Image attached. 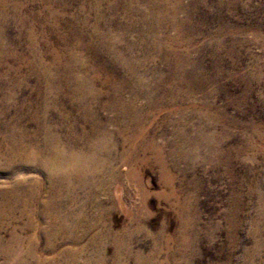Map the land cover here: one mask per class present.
<instances>
[{"label": "rangeland", "instance_id": "rangeland-1", "mask_svg": "<svg viewBox=\"0 0 264 264\" xmlns=\"http://www.w3.org/2000/svg\"><path fill=\"white\" fill-rule=\"evenodd\" d=\"M92 1L0 0V96L7 98L0 97V135L3 134L0 136V264H264V0L180 1L181 9L177 18L188 23L193 34L190 33L188 45V36L183 31L179 37L181 41L175 48L191 61H196L205 74V80L210 77L208 80L211 83L204 82L205 87L202 89L196 82L199 90L193 89L192 94L181 102L178 97L172 100L179 110L170 105L168 109H156L146 113L148 119L145 118L144 124L148 135L164 148L168 164L177 162L174 189L176 187L181 192L185 182L190 180L191 186L187 188V193L169 195V189L160 181L157 167H138L131 161H117L111 164L110 172L105 171L102 175L101 185H93L91 191L77 189L72 194L76 202L72 205L64 203L70 207L66 221L69 234L58 232V238L52 237L56 227L50 225V218L37 212L40 207L43 208L52 182L43 180L31 160L20 155H9V145H5L8 143L4 141L2 126L8 122L13 125L19 119L20 127H15L17 132L27 130L32 133L36 130V125L27 119V115L32 112L31 107L37 106L39 102L35 93L37 80L31 73L35 62L34 58L29 57H33L34 52V57L41 56L43 62L49 65L54 54L61 55L57 37L67 36L69 26L78 25L79 8L88 6ZM112 2L117 5L119 12L112 13L109 10L108 6ZM118 2L104 0L102 11L105 20L126 24L131 15L121 7L128 6V2ZM59 3L68 4V8L54 23L46 16L50 11H57ZM148 4L139 0L135 9L145 13L149 10ZM189 14L191 18L187 22ZM117 17L122 18L118 20ZM124 17L128 18L125 20ZM92 23L90 19L89 24ZM104 29L110 30L112 34L122 31V27L114 29L104 26ZM136 33H127L126 41L136 44L129 57L139 64L138 76L141 74L144 79H151L153 68L165 76L167 67L157 57H151L149 62L144 61V53L136 43ZM166 34L173 37L177 32L168 26ZM34 41H37L36 47H33ZM9 50L12 52H7ZM103 91L102 103L96 108L99 121L102 130L113 139H118V114L109 109L110 94L106 88ZM121 97L130 101L131 90H124ZM61 100L65 102L61 101L63 106L56 109L52 107L48 113L52 126H58L60 117L66 116L70 109L66 93ZM203 102L211 107L205 113L215 118L225 116L229 124L218 122L216 127L210 128L206 126L207 122H201L198 108ZM146 103L145 98L136 102L142 107ZM24 104L30 106L27 108ZM2 107H7L5 110L8 114L1 110ZM192 108L196 109L192 111ZM74 117L77 119L78 116L75 114ZM81 127L80 123L78 131ZM197 127H203L207 135H224L225 143L220 148L228 151L225 162L195 161V165L188 166L186 162L191 161L170 160L169 144L175 133L186 132L194 136ZM56 133L65 143V131L59 129ZM247 139L253 142V147L239 152ZM126 146H118L114 153L121 154L128 148ZM201 153L204 155L205 151L201 150ZM101 157L103 159L105 156ZM138 157L139 162L151 161L148 153ZM186 167L189 169L185 177L181 174ZM30 193L35 203L28 202ZM20 194L25 198H21ZM15 199L24 203L26 208L29 207L28 215L22 211V207L12 202ZM67 199H71L70 196ZM179 205L184 207L182 211Z\"/></svg>", "mask_w": 264, "mask_h": 264}, {"label": "bare ground", "instance_id": "bare-ground-1", "mask_svg": "<svg viewBox=\"0 0 264 264\" xmlns=\"http://www.w3.org/2000/svg\"><path fill=\"white\" fill-rule=\"evenodd\" d=\"M121 1L125 2V0ZM143 1H145V3H149V10H147V12L145 13L144 11L143 13H140L139 10L135 9V6H138L139 0H126V2H128V6H120L122 9L125 8V11L129 12V14L131 15L129 18L126 17L129 19L125 22L126 24H120V21L118 22L116 20H109V22L105 20V15L103 14L104 10L102 11V4L104 0H94L91 4H89V2L88 6H82L81 9L79 8L81 13L80 20H78L79 22L77 23L78 25H70L68 30L69 34H67V36L59 38L57 37V46L60 48L59 50L61 51V55L54 54L51 57V63H48L49 65L45 64L41 56H38V54L37 58L34 57V52L32 53L33 57L27 56L29 58H34L35 64L33 67L31 66L32 69H30L32 75L35 76L37 80V84L34 83L36 85L34 86L36 97L37 99H39V102L37 106L31 107L32 110L30 109V111L32 112H30L29 114L27 112L26 113L28 114V121L36 125V130H34L32 133H29L27 130L18 129L21 132H17L15 127L20 124V120H16L13 125H10L8 122V124L2 126L4 127L3 132H5L4 141L8 143L4 144L9 145V149L7 148L9 150L7 152L10 153L9 155H12L13 157L20 155L24 156L28 160H31V162L35 163L36 172L42 176L43 180L47 183L52 182L51 186L49 185L48 187V193L45 192L46 194H48H45L46 196H48L46 198L47 200H45L44 203L42 201L43 208L40 207L37 212L39 215H44L47 216V218H50V225L56 227V233L55 231H52L53 238H58V232H66L69 234V228L66 225V221L68 219L70 207L64 203H69V205L73 204L75 196H72V194H75L77 189L82 191H91L90 187L100 184L102 175L105 173V171L110 172L109 169L110 166H112L111 164L117 161L122 163L131 161V163H134L136 166L138 165V167L140 165L141 167L147 168L157 167L160 172V181L169 189V195L171 196L185 195L187 193V188H190L191 186V183L189 182L190 180L186 181L187 179H184V181L186 182L184 188L181 190L182 193L180 191H177L176 187L174 189V173L178 171L176 169L177 162H171V165L168 164L169 162H167L168 160L166 158L165 151H163L164 148L160 145H157L153 141L152 137L148 135L149 132L145 127L144 120L145 118H147L146 113H149L156 109L158 111L159 109H168L169 105V107L174 106V109L179 110V106H176V103L174 104V101L172 100L176 99L177 97L181 99L180 102L183 101L184 98L187 99L194 91L193 89H196L199 86L203 89L205 87L204 82L207 83L206 81L211 83V81L208 80L210 77L205 80V74L202 69L199 68L197 62L191 61L186 54H181L177 50L178 48H175V45L178 43V41H181L179 40V37L181 36L183 31L186 33L185 35L188 36V39L186 38L188 41V43L186 44L188 45H190L189 37L191 36V34H193V31L190 30L188 23L180 21L177 18V14L181 9V0ZM57 5L58 10L55 11L53 9L54 11L48 12L49 14L48 16H46L48 20H50L51 22L53 21L54 23H56V21L60 19L61 14H64V12L68 8V4L66 3H59ZM108 7L112 13H115L118 9L115 3L109 4ZM125 11L124 14L126 13ZM117 12H119V10ZM28 14L29 13L27 12V15ZM34 14H36V12ZM134 17H137L138 19L135 20ZM190 18L191 15L189 14L187 16V22L190 21ZM90 19L93 20V23L91 25L89 24ZM74 20L76 19L74 18ZM104 26H109L114 29H121L122 27V31L117 34H112L110 30L104 29ZM168 26L177 32L176 36L172 37L166 34ZM129 32L138 33H136L138 35V40L136 43L144 53L143 56H145V62H149V59L155 56L158 58V60H160V62H163L166 65L167 74H165V76H162L163 74H161L159 70H156L154 68L153 71H151V75H153L151 79H144V76H140L141 74L138 76L137 66L139 64H137L135 61H132L129 57L132 49L136 45L135 43L126 41V35ZM18 33L19 32H17V35L19 36ZM8 41L6 42L8 43ZM3 42L5 43V41ZM33 45V47H36L37 41H34ZM5 51L6 50H4V52ZM7 52L12 51L9 50ZM51 52H53V50ZM142 64L143 63H141V65ZM196 82H198V87ZM212 84L214 85L213 81ZM104 88H106L108 90V93L110 94L108 99L109 109L116 111L118 114L116 115V117L118 116L116 120L118 121L120 128L119 132L117 133V136L119 138H117L120 141L118 139H113V137L107 134L106 131L102 130L101 122L99 121V113L97 114L96 108L99 106L98 104L100 102L102 103V101L100 100L102 99ZM126 89L131 90L132 99L130 101H125L121 97V93ZM175 89H177L176 93H174ZM182 89L185 90L182 91ZM64 93H66L67 97L69 98V100L67 101H69L68 105L70 106V109H68L66 116L64 115L63 118L60 117L58 126H56L57 124L55 126H52L50 124L51 116H49L48 113L50 111V108L52 107L56 109V107L60 108L63 106L65 102L61 100V97ZM12 97L14 98V95ZM140 98H145L147 100L146 105L143 107L136 104L137 100ZM6 99L7 98H5V100ZM165 100H167V102ZM61 101L64 103L62 104ZM3 103L1 104L2 106H4ZM6 108L2 107L1 110L7 113V110H5ZM195 109L192 108V111ZM198 109L200 110L199 112H201L200 115H198V118L201 122L203 120L207 122L205 124L206 126H210V128L216 127L218 122H224L225 125L226 123L229 124L225 116H220L219 114L220 117L215 118L216 116L212 117V115L210 116V114L205 113L206 111H209L211 107L209 108V106L204 102ZM5 113H3L2 115H4ZM75 114L78 116L77 119L75 117L73 119V116ZM57 115H59V113ZM16 117H18V115H16ZM79 122L82 124V127L78 131L77 128L78 125H80ZM202 128L203 127H197V130H195L193 133L194 136H190L186 132L175 133V135L173 136V140L170 142V144L168 143L169 147L171 148L170 152L168 153L171 161H176L177 159L191 161L186 162L188 166H192L195 161L225 162L224 157L228 154V151H224L223 149H221V144L224 142L225 138L224 135H216L213 133L207 135L204 133V130ZM59 129H63L66 133L65 139L67 138V140L65 143H62L60 138L57 136L56 132H58ZM2 135L3 134H1L0 136ZM98 138L100 139L98 140ZM120 145H127L128 148L121 154L118 153L119 155H116L114 151ZM252 147L253 142L250 139H247L244 142L243 147H240L241 149H239L238 151L240 152L241 150H245L246 148L250 149ZM201 150L205 151L204 155L203 153H201ZM145 153H148V155H150L151 161L145 162L142 160L143 162H139L138 156ZM101 156L105 157L102 159ZM32 167H34V165H32ZM188 169L189 167H186L182 171L181 175H185L186 177V175L188 174ZM114 176L115 175H113V177ZM67 196H70L71 199H67ZM23 197L24 196L21 195V198ZM27 197L29 203H35V201H33L34 199L31 193L28 194ZM12 202L17 204V206L19 205L20 208L22 207V211H24L25 214L28 215L27 208L29 207L26 208V205L24 203H21L18 199L12 200ZM179 207H181V211L184 208L182 207V205H179ZM29 212L31 211L29 210ZM1 214L3 215V213ZM181 225H184V223Z\"/></svg>", "mask_w": 264, "mask_h": 264}]
</instances>
